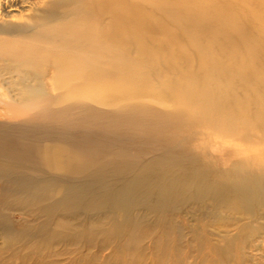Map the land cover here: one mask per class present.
<instances>
[{"label":"bare ground","instance_id":"obj_1","mask_svg":"<svg viewBox=\"0 0 264 264\" xmlns=\"http://www.w3.org/2000/svg\"><path fill=\"white\" fill-rule=\"evenodd\" d=\"M142 1L0 0L1 131L59 123L67 132L34 143L44 168L121 165L120 206L207 210L198 245L214 225L208 260L243 264L264 247V0Z\"/></svg>","mask_w":264,"mask_h":264},{"label":"rangeland","instance_id":"obj_2","mask_svg":"<svg viewBox=\"0 0 264 264\" xmlns=\"http://www.w3.org/2000/svg\"><path fill=\"white\" fill-rule=\"evenodd\" d=\"M13 14V19L21 17ZM95 29L102 31L99 26ZM156 33L158 39L165 38L163 31ZM5 125L8 130L17 126ZM59 125L53 120L33 122L20 125L22 133L7 134L0 128V264H217L208 260L219 245L211 232L214 225L204 235V247L191 232L200 220L208 223L207 210L169 201L168 210L174 209L173 213L167 210L158 218L148 211V201L139 204L135 199L127 208L120 206L115 196L121 180L130 174L121 165L76 176L44 168L34 143L45 140L42 136L67 132ZM85 134L95 140L98 132L89 129ZM211 152L221 155L223 149ZM140 196L144 199L141 189L137 199ZM134 230L140 241L129 247ZM258 247L241 252L246 259L243 264H264V247ZM239 254L230 252L227 264H242Z\"/></svg>","mask_w":264,"mask_h":264}]
</instances>
